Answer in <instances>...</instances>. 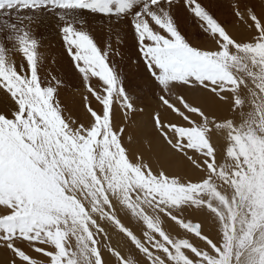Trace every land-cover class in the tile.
Masks as SVG:
<instances>
[{"label": "snow or ice", "instance_id": "1", "mask_svg": "<svg viewBox=\"0 0 264 264\" xmlns=\"http://www.w3.org/2000/svg\"><path fill=\"white\" fill-rule=\"evenodd\" d=\"M0 264H264V0H0Z\"/></svg>", "mask_w": 264, "mask_h": 264}, {"label": "rangeland", "instance_id": "2", "mask_svg": "<svg viewBox=\"0 0 264 264\" xmlns=\"http://www.w3.org/2000/svg\"><path fill=\"white\" fill-rule=\"evenodd\" d=\"M181 28L187 33H192L194 31V28L186 21L181 22ZM43 44L45 46L44 50L46 55L49 56L48 63L51 64V57L59 52V42L55 36V33H45L43 37ZM122 70L126 77V86L132 90H135L140 84L139 69L135 65L129 64L127 61H125L122 65ZM56 74L65 76V78L69 81V86L71 85V78H69L67 74L66 62L61 64L56 69ZM69 102H71V98H69Z\"/></svg>", "mask_w": 264, "mask_h": 264}, {"label": "bare ground", "instance_id": "3", "mask_svg": "<svg viewBox=\"0 0 264 264\" xmlns=\"http://www.w3.org/2000/svg\"><path fill=\"white\" fill-rule=\"evenodd\" d=\"M206 231H211V229L209 228V227H206V229H205Z\"/></svg>", "mask_w": 264, "mask_h": 264}]
</instances>
